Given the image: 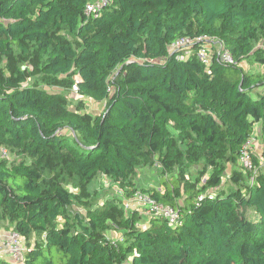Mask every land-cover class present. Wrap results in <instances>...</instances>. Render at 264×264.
<instances>
[{
	"label": "trees",
	"instance_id": "1",
	"mask_svg": "<svg viewBox=\"0 0 264 264\" xmlns=\"http://www.w3.org/2000/svg\"><path fill=\"white\" fill-rule=\"evenodd\" d=\"M89 1L0 0V55L34 53L43 77L104 102L89 116L23 85L18 66L0 75V148L15 159L0 155V227L28 245L22 262L0 264H264V171L238 163L251 135L264 146V73L215 58L206 67L195 49L185 59L168 51L176 38L207 35L238 62L264 64V46L254 47L264 40V0H110L97 17L86 14ZM174 128L196 138L186 156ZM153 155L167 170L197 155L212 170L200 186L178 174L159 189L129 182ZM262 157L255 151V167ZM67 172L79 184L98 173L122 183L128 205L147 193L176 207L181 223L136 206L122 213L111 201L75 210ZM113 230L120 238L108 236Z\"/></svg>",
	"mask_w": 264,
	"mask_h": 264
},
{
	"label": "rangeland",
	"instance_id": "2",
	"mask_svg": "<svg viewBox=\"0 0 264 264\" xmlns=\"http://www.w3.org/2000/svg\"><path fill=\"white\" fill-rule=\"evenodd\" d=\"M68 38L72 40V37L69 35ZM262 46H264V40L260 37L254 42V47L260 48ZM262 56H264V53L257 55V57ZM42 61L43 58L34 53L21 55L17 50H14L8 56L0 55V75L9 76L18 66L25 76L23 85L38 86L48 92L58 94L62 97L68 108L77 110L83 114H89V116L99 114L103 110V101H95L90 98L79 100V96L73 91V85H71L70 80H50V78L43 77L38 71V67ZM240 64L245 70L261 71L264 73V64L257 61L255 57L242 61ZM171 132L174 135L175 144L184 150L183 153L186 156L187 152L195 144L196 138L187 131L179 132L177 128H174ZM263 149L264 146L261 144L259 138H257L255 142L256 153L261 152ZM185 156H181L173 168L169 170L162 166L160 158L157 155L141 158L140 163L137 165L136 176L129 178V182H133L138 187L159 188L162 177L170 178L171 174H178L183 181H189L200 186L212 169L210 166L205 165L198 155L196 157L197 161L194 162L187 160ZM9 159L11 162L15 160L12 155L9 156ZM231 167L230 164L226 165L221 185L227 186L231 183L228 180ZM260 171H264V157L261 158V163L255 167L254 173L256 174ZM64 182L67 188L74 194L75 210L84 211L83 208L89 201L93 202L94 206L111 201L116 204L115 206L121 207L122 213L128 212L131 209L130 205H128V199L122 197V183L114 181L104 174L98 173L90 181L79 184L77 177L73 173L67 172L64 175ZM247 182L249 180L243 181L242 186ZM213 189L215 188H210L209 191ZM107 234L112 239H118L121 236L120 230L107 231ZM33 241L34 237L31 242Z\"/></svg>",
	"mask_w": 264,
	"mask_h": 264
},
{
	"label": "built area",
	"instance_id": "3",
	"mask_svg": "<svg viewBox=\"0 0 264 264\" xmlns=\"http://www.w3.org/2000/svg\"><path fill=\"white\" fill-rule=\"evenodd\" d=\"M110 0H90L86 4V14L99 16L102 10L109 4ZM195 47V48H194ZM195 49V54L199 61L206 67H209L213 59L227 65H240L231 52L226 49L217 39L207 35L182 36L176 38L168 44V51H179L178 57L185 59ZM73 91L77 93V84H73ZM256 137L251 135L242 145L238 154V163L245 169L255 172L253 163V154L255 153ZM2 157H9V152L5 148H0ZM255 174V173H254ZM254 175L250 178V183L253 182ZM130 206H136L150 216H162L168 220L172 226H177L181 223V215L179 210L169 204H162L154 200L147 193L137 192ZM145 228V225H142ZM28 250V245L25 238L14 230L12 227H0V257L17 263L24 260L25 253ZM124 264V263H123Z\"/></svg>",
	"mask_w": 264,
	"mask_h": 264
},
{
	"label": "crops",
	"instance_id": "4",
	"mask_svg": "<svg viewBox=\"0 0 264 264\" xmlns=\"http://www.w3.org/2000/svg\"><path fill=\"white\" fill-rule=\"evenodd\" d=\"M255 127H256L257 130H259V124H256ZM159 188H160V186H159ZM159 188H157V189H159ZM125 264H127V263H125Z\"/></svg>",
	"mask_w": 264,
	"mask_h": 264
}]
</instances>
